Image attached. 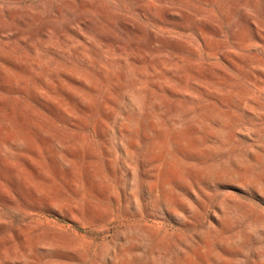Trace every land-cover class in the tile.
Listing matches in <instances>:
<instances>
[{"label":"rangeland","instance_id":"1","mask_svg":"<svg viewBox=\"0 0 264 264\" xmlns=\"http://www.w3.org/2000/svg\"><path fill=\"white\" fill-rule=\"evenodd\" d=\"M0 264H264V0H0Z\"/></svg>","mask_w":264,"mask_h":264}]
</instances>
